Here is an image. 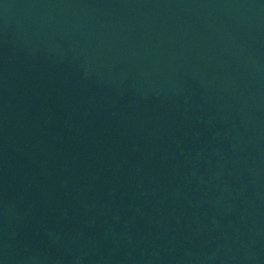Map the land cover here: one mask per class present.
<instances>
[{"label": "water", "instance_id": "1", "mask_svg": "<svg viewBox=\"0 0 264 264\" xmlns=\"http://www.w3.org/2000/svg\"><path fill=\"white\" fill-rule=\"evenodd\" d=\"M0 264H264V0H0Z\"/></svg>", "mask_w": 264, "mask_h": 264}]
</instances>
